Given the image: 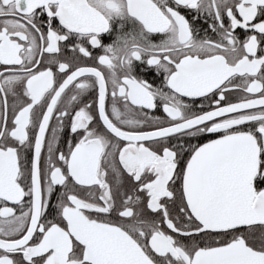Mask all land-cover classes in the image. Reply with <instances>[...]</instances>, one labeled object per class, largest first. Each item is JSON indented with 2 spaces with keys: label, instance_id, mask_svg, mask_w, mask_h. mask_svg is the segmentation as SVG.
Masks as SVG:
<instances>
[{
  "label": "snow or ice",
  "instance_id": "obj_1",
  "mask_svg": "<svg viewBox=\"0 0 264 264\" xmlns=\"http://www.w3.org/2000/svg\"><path fill=\"white\" fill-rule=\"evenodd\" d=\"M0 264H264V0H0Z\"/></svg>",
  "mask_w": 264,
  "mask_h": 264
}]
</instances>
